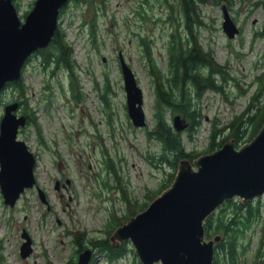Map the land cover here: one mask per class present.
<instances>
[{
    "label": "rangeland",
    "instance_id": "rangeland-1",
    "mask_svg": "<svg viewBox=\"0 0 264 264\" xmlns=\"http://www.w3.org/2000/svg\"><path fill=\"white\" fill-rule=\"evenodd\" d=\"M223 3L208 0L199 5L206 25L198 28V40L212 51L217 62L229 63L234 79L224 86L227 98L221 92L207 89L195 101L202 114L201 123L191 132V137L187 127L180 131L182 149L192 152V159L214 150L206 151L213 121L217 127L225 126L242 112L257 86L256 75L264 72V35L254 36L263 30L264 6H253V0H244L228 7L240 32L227 37L221 28ZM174 9L176 12L177 8ZM166 13L167 5L157 0L67 2L58 15V23L72 45L83 92L79 101L72 99L69 76L63 68L54 72L51 67L42 69L37 54L24 65L26 96L46 143H41V135L32 124L23 126L18 136L35 155L34 174L48 202L41 201L35 186L23 191L13 206L3 202L0 192L3 264H66L75 260L78 254L75 237L109 236L112 230L107 224L119 217L126 218L129 204L122 188L131 202L141 203L149 193L158 190L171 171L176 172L159 159L160 142L146 134L154 127L155 93L148 55L139 39L140 35L145 36L150 56L166 72V45L171 28ZM91 31H95L93 38ZM119 53L135 72L143 90L145 126L133 125L126 113ZM104 73L110 80L105 90L107 102L99 94L104 89ZM244 88L246 91H242ZM18 95L14 87L2 89L0 117L5 102ZM261 97L264 99V93ZM163 113L171 124L173 115L184 116L168 106H163ZM219 138L234 137L224 129ZM247 141L243 137L235 141V146ZM149 155L154 156L155 164L149 161ZM109 158L114 162L117 176L108 167ZM255 199L250 205L252 218L256 213L255 217L241 237L243 243L249 241V244L244 254L240 253L237 264H264V195L258 197V212ZM23 230L32 240V251L26 257L19 251ZM223 237L222 234L221 240ZM125 241L126 252L112 260L88 245L94 250L92 264H142L131 242Z\"/></svg>",
    "mask_w": 264,
    "mask_h": 264
},
{
    "label": "water",
    "instance_id": "water-1",
    "mask_svg": "<svg viewBox=\"0 0 264 264\" xmlns=\"http://www.w3.org/2000/svg\"><path fill=\"white\" fill-rule=\"evenodd\" d=\"M67 0H0V90L18 79L26 59L46 46L57 26L60 8ZM221 28L227 37L240 32L228 6L221 5ZM126 112L133 125L145 126L144 95L135 72L119 53ZM19 102L4 104L0 117V192L3 202L13 206L21 193L35 186L42 202L45 191L34 174L35 155L18 136L26 116L18 113ZM181 131L188 121L180 114L172 117ZM57 186V182H56ZM264 195V124L255 136L235 146L226 140L219 148L196 158H180L169 186L148 205L119 224L109 235L111 245L129 240L142 264H213L214 246L221 231L206 238L203 222L225 200L237 197L247 202ZM20 255L32 251L26 230ZM92 249L81 250L74 264H89ZM264 262V258H263Z\"/></svg>",
    "mask_w": 264,
    "mask_h": 264
},
{
    "label": "trees",
    "instance_id": "trees-1",
    "mask_svg": "<svg viewBox=\"0 0 264 264\" xmlns=\"http://www.w3.org/2000/svg\"><path fill=\"white\" fill-rule=\"evenodd\" d=\"M68 1L71 0L66 1L60 8L59 13H61ZM74 1L78 2L81 0ZM206 1L208 0H157L158 3L167 5V20L171 22L166 45V72L161 71L153 57L150 56V48L145 36H139L143 51L148 55L149 70L152 74L155 93L153 105L154 127L150 128L146 134L148 138H155L160 142L159 159L167 162L174 170L177 169V163L180 158L192 160V152L182 149L181 132L168 122L163 113V106L170 107L173 112H182L189 119L186 129L189 130V136L191 137V132L198 128L202 119V114L200 113V109L195 105V101L199 100L207 89L221 92L227 98L224 86L230 79H234L229 70V63L225 62L221 64L217 62L212 55V51L199 43L198 28L206 25L203 14H200L199 5ZM214 1L216 3L224 1L230 8L236 1L241 3L244 0ZM101 2L103 3L104 0H101ZM257 5L264 6V0H253V6ZM174 7L177 8L176 12ZM137 12L143 14L142 10H138ZM90 34L93 38L95 31H91ZM255 35H264V15L263 30L255 32ZM65 36L64 29L60 23H57L49 43L44 47L36 49L26 59L25 64L34 54H37L42 69L51 67L52 72H54L58 68H63L69 76V89L72 92V99L79 101L80 94L82 95L83 93L82 90L80 91V78L75 70L76 63L72 57V45L66 40ZM255 80L257 81V86L242 112L233 116L225 126L217 127L215 121H213L208 132L206 151L217 149L226 141L225 138H219L224 129L231 131L235 141L239 142L243 137L246 140H251L264 124V99L261 97L264 93V72L256 75ZM109 84L110 80L107 74L104 73V89L99 93L104 101L106 100L105 90L109 88ZM95 85L99 87L96 81ZM6 87H14L17 90L19 95L13 99H17L19 102V112L26 116V125H34L36 131L41 135V143L45 144L46 141L41 133L40 123L37 120L35 110L30 105L26 96V85L22 73L18 79L6 82L4 88ZM242 91H246V88ZM108 116L110 117L109 114ZM153 157V155L148 156L149 161L152 163H154ZM108 167L112 168L116 175L114 162L110 158ZM174 175L175 171H171L158 190L149 193L146 200L141 203L131 202L126 197L124 188H122L123 197L129 204V212L124 220L126 221L132 215L144 209L155 196L171 184ZM252 200L241 202L237 197L225 200L215 212L211 213L204 220L203 225L207 237H211L219 231L223 232L222 234L224 235L222 240L214 246L213 264H237L240 255L244 254L249 241L243 243L241 237L244 231L250 227L256 214L252 218L253 211L250 208ZM255 200L258 212L259 199ZM229 209L230 213L227 214ZM124 220L120 217L112 220L107 224L108 229L113 231L116 226L125 222ZM75 243L77 247L76 252L90 245L102 251L110 260L120 257L127 250L126 241L112 246L109 236L86 237L83 234L80 237H75ZM3 262L4 257L0 251V264H3Z\"/></svg>",
    "mask_w": 264,
    "mask_h": 264
},
{
    "label": "flooded vegetation",
    "instance_id": "flooded-vegetation-1",
    "mask_svg": "<svg viewBox=\"0 0 264 264\" xmlns=\"http://www.w3.org/2000/svg\"><path fill=\"white\" fill-rule=\"evenodd\" d=\"M238 27H239V30H240V26H239V25H238ZM87 247H88V246L82 248L81 250H83V249H85V248H87ZM88 248H89V247H88ZM91 249H92V248H91ZM81 250L78 251V254H79V252H80ZM78 254H77V256H78ZM93 259H94V250L92 249V256H91V259H90V261H89V264H92V263H93V262H92ZM76 260H77V257H76L75 260H70V261H69L70 263H66V264H74Z\"/></svg>",
    "mask_w": 264,
    "mask_h": 264
}]
</instances>
